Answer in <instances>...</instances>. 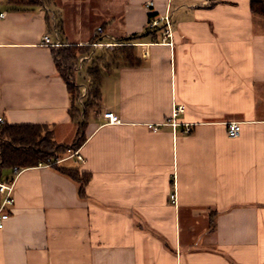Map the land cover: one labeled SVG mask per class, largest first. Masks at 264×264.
Listing matches in <instances>:
<instances>
[{
	"label": "crops",
	"instance_id": "0c3cea01",
	"mask_svg": "<svg viewBox=\"0 0 264 264\" xmlns=\"http://www.w3.org/2000/svg\"><path fill=\"white\" fill-rule=\"evenodd\" d=\"M251 2L0 0L6 124L47 126L60 143L80 130L46 35L86 45L103 26V40L134 45L135 58L109 62L77 149L85 161L73 152L60 163L91 173L84 197L51 164L17 173L0 264H264V16ZM168 8L172 47L147 26ZM182 103L177 121L193 123L190 133L148 127ZM106 111L120 122L108 123ZM230 121L241 122L238 137ZM14 176V167L0 173Z\"/></svg>",
	"mask_w": 264,
	"mask_h": 264
},
{
	"label": "trees",
	"instance_id": "16d2710c",
	"mask_svg": "<svg viewBox=\"0 0 264 264\" xmlns=\"http://www.w3.org/2000/svg\"><path fill=\"white\" fill-rule=\"evenodd\" d=\"M47 0H8L13 6L44 5ZM251 10L255 15L264 16V0H252ZM59 73L67 82L72 97L71 113L73 118L81 122L79 134L72 145L58 142L52 130L37 124L0 123V173L6 168L30 167L40 163H51L61 173L72 178L79 185V194L84 197L86 185L91 180V173L81 171L78 167H67L58 158H64L77 150L85 141L83 126L90 112L98 106L102 98L101 85L104 76L112 64L134 63V45L124 44L106 47L101 55H95L87 70L90 79L88 96L83 107L77 103L79 84L76 82L77 72L73 69L80 53L90 51V45L63 44L52 47ZM83 111V113H82ZM83 117V119H82ZM2 197L0 195V204Z\"/></svg>",
	"mask_w": 264,
	"mask_h": 264
},
{
	"label": "built area",
	"instance_id": "2783aa9c",
	"mask_svg": "<svg viewBox=\"0 0 264 264\" xmlns=\"http://www.w3.org/2000/svg\"><path fill=\"white\" fill-rule=\"evenodd\" d=\"M154 6L153 1H148L147 7L152 8ZM4 15V13H1ZM148 29L151 31L161 29L162 37L159 42L160 44H167L169 46H174V33H173V20H172V12L168 8L166 13L162 15H152L148 21ZM106 38L107 35L105 33V29L103 26H99L92 40L87 43L90 45L91 49L87 53H82L78 56L76 62L73 63V69L76 70L77 74L82 77V81L79 84V89L77 91V103H79L80 107H83L85 101L88 96L90 79L87 75V70L92 63L96 55L97 49H103L106 47H113L119 44L110 43L103 38ZM44 42L51 47H59L63 45L59 33L57 32L55 38H51L50 35H46L44 38ZM122 45V44H120ZM147 52V51H146ZM185 111V104H175L172 110L171 116L167 117L164 121L158 123H149L148 127L153 130H159L162 126H172L174 129L183 125V132L190 133L193 130V123H180L177 121L178 115ZM83 113V111H82ZM103 117L108 119V123H119L120 119L117 115H115L112 111H106L103 113ZM83 119V117H82ZM4 122V117L0 115V123ZM228 135L230 137H238L241 133V122L240 121H230L227 123ZM73 154H77V158L79 161L84 162L85 158L78 153L77 150L74 151ZM64 158H58L57 162H61ZM51 164V163H46ZM21 167H14L15 176L10 181H4L0 177V195L2 197V201L0 204V228L4 227L5 221L9 218L10 212L9 207L15 204L14 198V189H15V177L19 171H21ZM172 201H176V194L172 193L170 196Z\"/></svg>",
	"mask_w": 264,
	"mask_h": 264
},
{
	"label": "rangeland",
	"instance_id": "374dc122",
	"mask_svg": "<svg viewBox=\"0 0 264 264\" xmlns=\"http://www.w3.org/2000/svg\"><path fill=\"white\" fill-rule=\"evenodd\" d=\"M106 50V49H105ZM90 82V81H89ZM92 116H91V114H90V118H91ZM77 125V127H78V129H79V123H77L76 124ZM78 134H79V132H77ZM78 134L77 135H74V137L73 138H71V139H65V144L66 145H72L74 142H75V140H76V138H77V136H78ZM65 164H69L68 162H66Z\"/></svg>",
	"mask_w": 264,
	"mask_h": 264
}]
</instances>
